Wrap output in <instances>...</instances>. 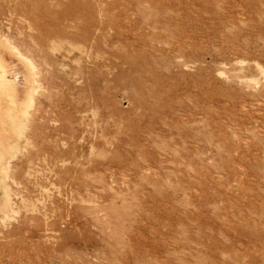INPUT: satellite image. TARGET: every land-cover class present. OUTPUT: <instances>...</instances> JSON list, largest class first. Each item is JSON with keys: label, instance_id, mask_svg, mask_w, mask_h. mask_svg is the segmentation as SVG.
Listing matches in <instances>:
<instances>
[{"label": "rangeland", "instance_id": "374dc122", "mask_svg": "<svg viewBox=\"0 0 264 264\" xmlns=\"http://www.w3.org/2000/svg\"><path fill=\"white\" fill-rule=\"evenodd\" d=\"M0 264H264V0H0Z\"/></svg>", "mask_w": 264, "mask_h": 264}]
</instances>
